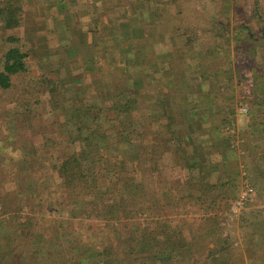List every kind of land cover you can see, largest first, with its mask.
<instances>
[{
	"label": "trees",
	"instance_id": "16d2710c",
	"mask_svg": "<svg viewBox=\"0 0 264 264\" xmlns=\"http://www.w3.org/2000/svg\"><path fill=\"white\" fill-rule=\"evenodd\" d=\"M250 9L249 17L257 24L260 35L257 40L260 41L259 47L255 46L252 54L261 53L259 55L262 61L259 59L258 66L263 67L260 69V75H255V88L252 93L254 101L250 103L252 110L248 114V119L257 121L261 116L255 113L260 112V105L263 102L261 95L257 97L258 90L260 87L264 88V44H260L264 43V0H252ZM23 16V0H0V24L3 29L12 30L20 27ZM241 28L249 31V26ZM175 35L176 38H183L181 40L185 47H190L194 42L191 40L197 38L193 31L192 35H189L188 31L179 30ZM238 37L234 35L232 39L238 41ZM5 43L8 47L0 58V91L10 90L13 78L29 71L28 56L22 47L18 46L19 39L8 36ZM184 54L186 53H182ZM175 56L176 52L169 51L161 62L147 61L145 74L153 76L162 73L166 80L165 86L174 90L177 84L170 83L169 78L172 75L171 71L173 72L176 67ZM248 57L255 62V56ZM193 63L196 72L185 77V80L182 79L178 85L179 93L157 94L155 89L147 101L149 94H141L138 91L131 95L118 96L120 100L117 99L115 105L106 104L107 99L96 104L72 103L64 112L59 129L66 135L67 140L63 142L58 140L56 143L59 153L54 159L52 171L46 174L60 185L61 191L66 195V200L56 202V206L74 210L75 213L69 217L75 219L82 217V213L90 217L94 211L96 217H102V220H106V213L111 215V220H118L121 214L123 219L131 223V228L129 238L122 239L123 235L119 239L116 245L119 250L101 252L79 240L66 246L61 237H56L58 235L56 227L55 230L50 228V233L48 230L42 231L43 224L38 217L21 215L25 209H31L32 206L27 205L28 203L14 190L5 189V185L13 183L12 176L0 173V217H6L16 255L13 262L6 264H231L228 263L230 251L225 239H218L217 245L209 248L205 235L209 233V225L196 228L195 242H186L185 239L175 236L173 229L167 224L162 226L157 224L154 220L157 217V209L153 214L147 215L151 206L142 200L149 192L146 180L157 174V169L161 167L166 154H170L174 165L180 168L183 174L188 175L187 182H195L192 184L191 195L195 196L197 202H200V209L206 213L220 209L221 204L218 205V202L226 198L225 188L238 176L237 172H231L232 168L237 167L239 160L237 150L231 148L234 137L223 136L221 132L225 123L230 121L228 117L222 121V125L206 128L203 126L206 121H200L198 131L195 130L196 126L185 121V117H189L190 114L201 117L200 102L196 93L206 87L205 81L210 82L211 86L218 84V80L211 79L214 73L209 72L205 61L198 62L197 59ZM184 71L187 72L186 69ZM151 81L148 87L157 88L155 87L157 79L152 78ZM184 83L186 85L182 87ZM44 85L48 87L50 93L53 92L49 80ZM175 90L178 91L177 88ZM163 95L168 98L166 101L174 113L165 117L167 131L165 138L157 135V103L162 101ZM108 101L111 102L112 98ZM142 104H149L151 109L143 110ZM177 104H181V107L177 108ZM231 114L232 110L226 111V116ZM261 119V125L257 126L259 128L261 126L263 132L264 118ZM61 137L59 135V139ZM214 137L217 140H214ZM246 151L249 153L248 148ZM33 158L34 156L30 161L23 158V164H33ZM23 172L28 180V184H23L24 190L28 191L30 198L34 197L33 200L38 201L33 187L35 178L31 179V174ZM22 174L20 171L17 172L16 179L18 180ZM35 176L36 174L33 177ZM79 195L83 198L88 197L89 202L82 205ZM46 207L50 206L45 204ZM144 215L148 217L141 222L138 216L145 217ZM261 230L263 232L260 242L264 246V227ZM200 243L204 245L203 254L199 255L197 252L196 261L190 263L192 245ZM261 264H264V260Z\"/></svg>",
	"mask_w": 264,
	"mask_h": 264
},
{
	"label": "rangeland",
	"instance_id": "374dc122",
	"mask_svg": "<svg viewBox=\"0 0 264 264\" xmlns=\"http://www.w3.org/2000/svg\"><path fill=\"white\" fill-rule=\"evenodd\" d=\"M251 2L252 0H154L149 2L151 10L162 9L161 20L173 28L174 35L179 30L188 31L189 35H192V31L196 34L197 38L194 37L191 40V42L194 41L191 46L185 47V44H181L176 54L193 50L197 58L205 59L209 72L214 73L211 79L218 80L220 83L211 86L210 82L205 81L207 83L205 88L212 90L218 87L224 88L223 98H225L227 107L236 109L235 121L234 124L231 123L230 130L233 129L236 133L238 142L236 152L239 154L237 155L239 157L237 167L231 169V172H237L238 176L225 188L226 198L219 201L220 209L206 213L196 203L181 206L175 204L174 200V204L170 205L165 203L167 199L157 194L155 199L160 208L156 217L157 224L162 226V224L176 225L187 222L190 225L194 223L196 228L209 225V233L206 232V237L210 242L209 248L217 245L218 239H225L228 251H230L228 263L231 264H261L264 260V246L260 242L263 232L261 228L264 227V143L262 142L264 131H261V126L260 128L257 126L261 125V117L264 118L263 87H260L258 95L256 94L257 97L261 95L263 99L260 112L255 113L257 116L259 113L261 117L252 122L251 128H247L246 125L251 121L248 119V114L252 110L250 103L254 101L252 93L255 88V75L259 76L260 69H263L258 66L259 59L262 61L259 55L261 53L252 54L255 46L259 47L260 41L257 40L260 35L257 24L249 17ZM35 13V10L31 9L26 16L31 19ZM22 23H24V18ZM23 26L22 24L19 34L15 37L19 39L18 46H21L27 53L29 71L13 78V86L10 90L0 91V173L11 175V182H13L4 187L7 191L17 192L18 196L28 203L27 205L32 206L31 209H25L21 215L38 217L43 224L42 231L48 230L50 233V228L55 230L56 227V230L58 229L56 237H61L64 245L68 246L73 241L79 240L83 244L96 247L98 251L112 250L115 252L119 250L116 245L127 228L120 227L119 224L108 225L105 221H98V219H88L86 215H83L85 213H82V217L75 219L69 217L73 212L75 213L74 210L56 206V202L66 200V195L61 191L60 185L51 176L46 175L52 171L54 159L59 153L56 143L52 144L49 140H44L48 135L52 137L53 127L49 125L50 115L44 116L42 114L44 111L40 109L35 110L36 112L29 111L24 103H28L30 98L35 97L21 93L26 88L34 90L42 86L41 81L35 79L36 74L41 75L40 61L39 58L31 57L25 48L27 43L24 33L27 29ZM242 26H249V31L243 30ZM31 33L33 32L28 30V35ZM249 34H254V36ZM234 35L239 36L238 41L232 39ZM8 36L14 35L9 30L1 28V52L8 47L5 43V38ZM162 48L158 50L167 49ZM155 53L157 54V48ZM248 55L255 56V62ZM192 66L194 64L191 63ZM192 71V73L196 72L195 66ZM23 100L24 103H22ZM36 102L40 105L43 101ZM238 106L247 108L248 113L239 114ZM254 108L256 109L257 106ZM260 141L262 143H259ZM247 148L249 153L246 151ZM33 156V164H23L22 160L30 161ZM164 163L170 165L168 158ZM19 171L23 174L17 180L15 174ZM23 171L31 174V179L35 178L33 187L38 197L36 202L33 200L34 197L30 198L28 191L23 188V184H28ZM34 174L37 177H33ZM179 183L181 181L178 180L171 185L175 186ZM246 185L252 188L253 196L241 208L236 218L231 217L228 213L230 202L245 190ZM79 200L82 205L84 202H89L88 197L83 198L80 195ZM45 204L50 207L45 208ZM149 214L152 213H147ZM147 215L145 217H148ZM139 219L142 222L146 218L141 216ZM6 222V217H0V264L13 262L16 256Z\"/></svg>",
	"mask_w": 264,
	"mask_h": 264
},
{
	"label": "crops",
	"instance_id": "0c3cea01",
	"mask_svg": "<svg viewBox=\"0 0 264 264\" xmlns=\"http://www.w3.org/2000/svg\"><path fill=\"white\" fill-rule=\"evenodd\" d=\"M153 1L23 0L24 23L22 24L24 29H27L24 33V39L27 43L25 48L31 57L39 58L41 75L36 74V76H39H35V79L41 81L43 85L34 90L28 88L22 90V94L35 97L34 99L30 98L28 103H24V100L22 103L28 107L29 111L36 112L40 109L44 111L41 112L44 116L50 115L49 125L53 127L52 137L48 135L49 138L46 136L44 140H49L52 144L67 140L66 135L60 131L59 125L63 122L64 112L72 103L96 104L98 101L107 99L106 104L115 105V101L121 95L127 96L138 91L141 94H149L147 95V101H149L155 89H157V94L179 93L180 86L178 85L182 79L185 80V77L194 75L192 73L194 66L191 67V63L194 64L193 62L197 59L198 62L205 60L194 58L196 56L194 52H188L184 55L182 53L185 52H179L180 54H176L177 59L175 56L176 67H174L173 72L171 71L172 75H170L169 82L177 84L178 91L175 90L176 88L171 90L165 86L166 80L163 78L162 73L153 76L145 74L147 71L146 63L163 61V57L167 52H175L176 50V53H178L179 46L183 44V40H181L183 38H176L173 28L162 22V9L157 8L154 11L150 9L149 2ZM31 9H34L36 13L30 19L26 16V13ZM20 27L9 31L14 36L18 35L21 30ZM28 30L33 33L28 35ZM161 47L167 48V51L163 48V50H158ZM156 48L157 54L155 53ZM1 55L2 52L0 51V58ZM160 66L159 64V69ZM152 78L157 79L158 83L155 86L157 88L148 87L149 82H152ZM47 80L53 87L52 93L44 85ZM217 82L219 83V81ZM184 85L186 84L184 83L182 87ZM223 90L224 88L221 87L216 90L203 87L202 91L196 93L200 102L199 115L201 117L190 114L189 117H185V121L196 126L195 130L198 131L200 129L198 122L200 121H206V124L203 125L206 128L212 125H222V121L228 117L230 121L225 123L226 125L221 132L223 136L234 137L231 141V148L238 150L236 133L233 129L230 130L231 123L234 124L235 121L236 109L233 110V108L227 107L225 98H223ZM109 98H112L111 102L108 101ZM161 99L162 101L157 103V135L159 134L165 138L167 134L165 117L174 113H172L173 110L166 101L168 98L163 95ZM36 101L43 102L38 105ZM169 102L171 103L172 100ZM181 104H177V108L181 107ZM141 106L143 110L151 109L149 104H142ZM210 106L212 107L210 108ZM239 109L238 106V113ZM228 110H232L233 114L226 116ZM253 121L247 122V128H251ZM59 135L62 136L60 139ZM211 140L212 138H210ZM214 140H217V138L214 137ZM237 155H239L238 152ZM166 158H168L170 165L164 163ZM162 161L161 167L157 169V174L145 182L149 192L146 195L144 194L147 197L142 200L145 201L146 205L151 206L149 212L153 214L156 209L157 212L160 211L155 199L157 194H161L167 199L166 204L172 205L174 201L175 204L181 206L196 203L200 208V202H197L195 196H192L190 192L193 187L192 184L195 182L186 181L188 175L183 174V171L174 165V160H172L170 154L164 155ZM178 180L181 183L175 184V186L171 185ZM163 188H166V190H163ZM149 199H151V202H149ZM136 205L140 206L139 203H136ZM110 216L106 213V220H102V217H96L94 211L87 218L102 220L108 225L119 224L120 227L127 228L124 230L122 239L129 238L131 223L123 219L121 214L118 220H111ZM139 217L141 216H138V219ZM154 220L157 221V218ZM168 226L173 229L175 236L185 239L189 243L195 242L197 230L194 223L192 225L187 222L176 225L170 223ZM200 244L192 245L190 263L196 261L195 255L197 252L199 255L203 254L204 245Z\"/></svg>",
	"mask_w": 264,
	"mask_h": 264
},
{
	"label": "built area",
	"instance_id": "2783aa9c",
	"mask_svg": "<svg viewBox=\"0 0 264 264\" xmlns=\"http://www.w3.org/2000/svg\"><path fill=\"white\" fill-rule=\"evenodd\" d=\"M239 113L242 115H246L248 113L247 108L241 107L239 109ZM253 196V190L250 186L246 185L245 190L242 191L239 196L230 202V209L228 211L229 215L231 217H237L240 213L241 208L246 205L248 202V199Z\"/></svg>",
	"mask_w": 264,
	"mask_h": 264
}]
</instances>
